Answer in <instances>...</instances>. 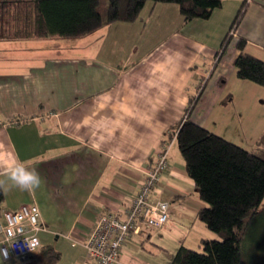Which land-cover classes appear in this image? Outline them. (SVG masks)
Here are the masks:
<instances>
[{
  "label": "crops",
  "instance_id": "1",
  "mask_svg": "<svg viewBox=\"0 0 264 264\" xmlns=\"http://www.w3.org/2000/svg\"><path fill=\"white\" fill-rule=\"evenodd\" d=\"M222 1L209 18L185 21L177 3L150 0L137 20L115 21L78 38L81 44L0 38L2 210L38 205L44 228L31 257L50 245L62 254L57 264H85L84 241L98 215L125 212L202 84L190 119L228 140L243 134L222 97L237 76L240 37L264 61V0H249L215 60L243 0ZM171 140V165L152 195L169 202L170 218L129 238L114 264H172L180 246L200 250L203 239L218 238L199 218L205 203ZM13 158L38 171L39 186L15 185L6 171Z\"/></svg>",
  "mask_w": 264,
  "mask_h": 264
},
{
  "label": "trees",
  "instance_id": "2",
  "mask_svg": "<svg viewBox=\"0 0 264 264\" xmlns=\"http://www.w3.org/2000/svg\"><path fill=\"white\" fill-rule=\"evenodd\" d=\"M148 1L0 0V38L83 37L115 21L137 20ZM151 1L177 3L185 21L207 19L223 3L222 0ZM248 4L249 0L242 1L215 60L223 54ZM246 42L240 37L236 43L240 51L234 61L236 75L264 86V61L246 51ZM202 87L203 84L190 96L184 117L169 141L176 138L186 170L205 203L199 212L200 220L218 238L203 239L200 250L180 246L172 264H246L245 238L264 220L261 207L264 132L254 150H248L191 120ZM4 197L0 184V214ZM42 254H45L43 264H57L61 259V252L50 245L42 247Z\"/></svg>",
  "mask_w": 264,
  "mask_h": 264
},
{
  "label": "built area",
  "instance_id": "3",
  "mask_svg": "<svg viewBox=\"0 0 264 264\" xmlns=\"http://www.w3.org/2000/svg\"><path fill=\"white\" fill-rule=\"evenodd\" d=\"M172 142V141H171ZM164 144L145 171L138 192L125 212L112 211L98 215L94 227L86 237L85 264H114L129 238L143 229H162L170 218L169 202L152 198L164 172L170 167L169 148ZM44 228L41 212L35 202L17 209H3L0 214V253L4 261L23 262L41 246L39 232ZM38 243L30 247L32 238Z\"/></svg>",
  "mask_w": 264,
  "mask_h": 264
},
{
  "label": "rangeland",
  "instance_id": "4",
  "mask_svg": "<svg viewBox=\"0 0 264 264\" xmlns=\"http://www.w3.org/2000/svg\"><path fill=\"white\" fill-rule=\"evenodd\" d=\"M102 1L105 2V0ZM107 1L108 0H106V3ZM78 38L63 39L66 41V43H75V41H78L81 44V40ZM208 76L209 75H207V77ZM239 81L241 80H239L237 76L231 80H228L224 86L227 91H225V95L222 97L223 100L225 99L224 102L228 104L226 110H231V113L234 114L233 116L237 117L235 127L241 131L243 129L242 135L240 134L239 136H231L230 138L234 141L230 139L229 140L248 150H254L258 138L260 137L259 130L264 129V86L256 84L252 81L246 82L248 85L243 86V84H241ZM221 84L224 85V83ZM233 125L234 124H231L230 120H227V126L231 127ZM263 132L264 130L261 132V134ZM261 207L264 211V200ZM262 222L263 223H261L259 227L254 226L245 238L244 246L247 254L246 260L248 262L246 264H264V220ZM44 256L45 254L40 253L39 256L35 255L25 263L18 264H43L42 262ZM65 259L66 258L64 255L63 260L65 261ZM6 262L7 263L5 264H14L12 261Z\"/></svg>",
  "mask_w": 264,
  "mask_h": 264
},
{
  "label": "clouds",
  "instance_id": "5",
  "mask_svg": "<svg viewBox=\"0 0 264 264\" xmlns=\"http://www.w3.org/2000/svg\"><path fill=\"white\" fill-rule=\"evenodd\" d=\"M6 171L10 179L15 182V185L24 190L31 191L39 186L41 182L40 174L34 167L26 168L18 164L15 158L9 163ZM37 243L38 240L35 237L32 238L30 247H34Z\"/></svg>",
  "mask_w": 264,
  "mask_h": 264
},
{
  "label": "bare ground",
  "instance_id": "6",
  "mask_svg": "<svg viewBox=\"0 0 264 264\" xmlns=\"http://www.w3.org/2000/svg\"><path fill=\"white\" fill-rule=\"evenodd\" d=\"M200 92V91H199ZM198 96V95H197Z\"/></svg>",
  "mask_w": 264,
  "mask_h": 264
}]
</instances>
